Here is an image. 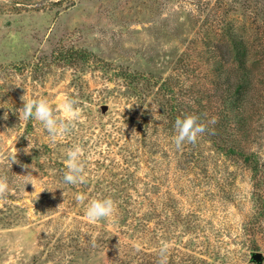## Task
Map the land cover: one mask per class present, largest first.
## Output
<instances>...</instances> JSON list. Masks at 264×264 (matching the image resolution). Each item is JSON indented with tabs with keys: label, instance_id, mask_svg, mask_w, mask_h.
I'll return each mask as SVG.
<instances>
[{
	"label": "rangeland",
	"instance_id": "374dc122",
	"mask_svg": "<svg viewBox=\"0 0 264 264\" xmlns=\"http://www.w3.org/2000/svg\"><path fill=\"white\" fill-rule=\"evenodd\" d=\"M263 27L264 0H0V264H156L162 242L168 264H258L264 201L250 166L206 133L178 149L174 123L217 118L206 57ZM24 94L73 98L81 116L52 140L19 121ZM74 145L76 185L63 180ZM104 198L114 216L88 222Z\"/></svg>",
	"mask_w": 264,
	"mask_h": 264
},
{
	"label": "trees",
	"instance_id": "16d2710c",
	"mask_svg": "<svg viewBox=\"0 0 264 264\" xmlns=\"http://www.w3.org/2000/svg\"><path fill=\"white\" fill-rule=\"evenodd\" d=\"M249 39L230 38L229 44H222L224 50L214 48L206 57L210 68L204 69V77L213 84L218 116L202 122L217 146L250 166L254 194L264 201V152L259 149L264 144V121L257 126L253 119L255 114L264 115V27ZM246 141L259 145L248 147Z\"/></svg>",
	"mask_w": 264,
	"mask_h": 264
},
{
	"label": "clouds",
	"instance_id": "9594fccd",
	"mask_svg": "<svg viewBox=\"0 0 264 264\" xmlns=\"http://www.w3.org/2000/svg\"><path fill=\"white\" fill-rule=\"evenodd\" d=\"M21 100L23 101V106L15 111L18 115L19 121L35 120L40 122L48 131L52 140H56L64 132L68 131L70 126L78 121L81 116L80 109L76 106L78 101L73 98L63 97L55 106L52 102L43 97L29 98L24 94L21 96ZM58 113H62L63 115L60 116ZM7 118L8 112L6 111L4 113V119ZM174 129V143L179 149L186 143H196L198 137L207 131V125L200 121L198 115L184 114L175 119ZM23 151L25 153L30 152L28 147ZM17 152L18 149L16 148L12 153V163L17 162ZM82 156L83 149L79 145H74L73 148L68 151L67 159L64 161L66 171L64 172L63 180L65 183L76 185L78 183L86 182ZM27 167L28 166L25 165V168ZM31 183L34 185L33 182ZM8 192L9 184L6 178L0 177V197H4ZM83 199V195L77 196V200ZM116 207L114 200L111 198L93 199L89 202L85 212L87 221L95 223L100 219H110L114 216ZM89 234H91V241L94 245L95 236L92 233ZM137 247L139 248V245H137ZM170 247L171 245L168 242L161 243L158 249V259L156 264H168Z\"/></svg>",
	"mask_w": 264,
	"mask_h": 264
},
{
	"label": "water",
	"instance_id": "95a60500",
	"mask_svg": "<svg viewBox=\"0 0 264 264\" xmlns=\"http://www.w3.org/2000/svg\"><path fill=\"white\" fill-rule=\"evenodd\" d=\"M264 260V255L261 251H255L252 254V261L256 262V263H262Z\"/></svg>",
	"mask_w": 264,
	"mask_h": 264
}]
</instances>
